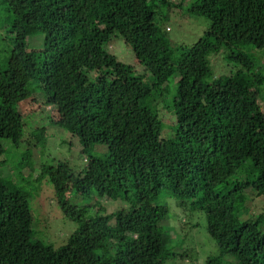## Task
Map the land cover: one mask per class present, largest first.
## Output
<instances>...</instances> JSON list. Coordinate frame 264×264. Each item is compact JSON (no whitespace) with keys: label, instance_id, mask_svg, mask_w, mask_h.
<instances>
[{"label":"trees","instance_id":"16d2710c","mask_svg":"<svg viewBox=\"0 0 264 264\" xmlns=\"http://www.w3.org/2000/svg\"><path fill=\"white\" fill-rule=\"evenodd\" d=\"M186 2L0 0V42H8L0 52V170L19 180L0 176V264H264V214L239 215L248 191L264 198V0H189L187 12L209 27L192 46H174L164 24ZM31 35L45 38L42 51L29 49ZM117 36L144 74L132 76L109 51ZM222 55L234 67L215 75L212 58ZM176 73L166 130L159 100ZM36 95L57 106V121L21 115L18 106ZM53 128L82 146V172L66 158L40 160ZM95 145L107 155L92 154ZM45 179L58 196L73 190L125 205L77 217L78 230L54 249L32 241L35 218L22 191ZM198 213L219 247L204 261L185 249L186 229L171 226L187 219L193 231Z\"/></svg>","mask_w":264,"mask_h":264},{"label":"rangeland","instance_id":"374dc122","mask_svg":"<svg viewBox=\"0 0 264 264\" xmlns=\"http://www.w3.org/2000/svg\"><path fill=\"white\" fill-rule=\"evenodd\" d=\"M171 1L176 5L183 2V0ZM187 1L188 2L184 3L182 7L177 6L176 8H172L169 11L170 18L164 24V27L169 30L168 35L174 46H192L209 27V21L207 19L204 17L192 16L187 12L189 0ZM44 41L45 38L44 40L43 38L41 39V35H31L29 37V49L36 52H40V50L42 51L45 47ZM7 43L8 42L5 41L0 42V52L3 49H7ZM109 51L117 57L122 69L130 71L132 76L145 73V69L137 61L132 49L121 37L117 36V38L115 37L112 40ZM256 51L257 50L252 49L250 50V53L257 58L258 55L256 54ZM211 62L215 75L222 73L225 69L230 72L234 67V65L231 66L228 61L224 59L223 55L212 58ZM179 78V73L173 75L167 84L168 88L166 94L168 97L163 96L159 100L162 104V107L159 108L161 119L164 122L166 130H169L172 127V125H170L172 122V119L170 118L174 114L172 102ZM43 101V97L36 95L32 100L20 104L17 109L22 116L26 117L27 122L30 120L27 116L36 111L39 114H42L41 118L48 119L45 120V123L57 121L60 118V112L57 106H44ZM51 130H49V133ZM53 130L52 138H54L53 141L55 142H53L50 147L48 146L47 149L44 150L43 148L40 150V160L43 159L44 162H48L49 158H51V160L55 159L56 161L66 158V161L70 162L73 173L82 172L87 166L85 161L87 157L82 155V146L79 144L78 140L73 138L72 135L67 132H65V134L64 132L62 133V130L59 128H53ZM59 130H61V132H59ZM71 138H73V140ZM67 139L71 140L67 142ZM64 141H66L67 146L63 148L58 147V144H62ZM90 152H93L92 154L100 157H105L108 153L105 145H95L91 147ZM8 154L11 158H14L13 154L9 152ZM37 158L38 154H36V159ZM40 173L41 171L39 169L34 174V179H36ZM8 175V168L4 167L0 170V176L10 183H16L19 181L17 175H14V177H7ZM22 191H27L30 194V196H28V202L35 218L32 228V241L41 242L43 245L51 246L54 249H59L64 246L69 237L78 230V222L76 221L77 217L83 215V218L86 219L87 217L94 216L99 211L102 213H113L115 210L123 208L125 205L122 200L118 201L121 204L120 206L118 202H112L103 197H99V194H96V197L93 199H84L78 196L73 190H71L70 193H66L64 196H58L54 190V186L48 179L40 182L37 181L35 183L32 182L30 187H26ZM246 196L249 198L247 207L245 210L242 208L239 215L243 218V216L249 217L264 214V198L250 197L249 191L246 193ZM168 202L172 207V213L180 215L181 210L176 206L175 201L169 200ZM171 222V226L175 227L178 232L186 229L184 235L188 242H186L184 247L185 249L186 247L195 249L197 253L189 249L193 259L202 258L204 261L210 256L219 255V247L207 232V220L203 214L198 213L196 217L194 216L191 219V222L197 225L193 231H189L186 228V226H188L187 219L173 218ZM189 261L191 262L190 257H187L184 261H181L180 259L171 262V264H188Z\"/></svg>","mask_w":264,"mask_h":264},{"label":"clouds","instance_id":"9594fccd","mask_svg":"<svg viewBox=\"0 0 264 264\" xmlns=\"http://www.w3.org/2000/svg\"><path fill=\"white\" fill-rule=\"evenodd\" d=\"M85 161H86V163H87V162H88V159L86 158Z\"/></svg>","mask_w":264,"mask_h":264}]
</instances>
